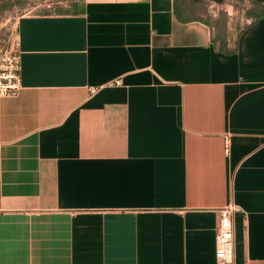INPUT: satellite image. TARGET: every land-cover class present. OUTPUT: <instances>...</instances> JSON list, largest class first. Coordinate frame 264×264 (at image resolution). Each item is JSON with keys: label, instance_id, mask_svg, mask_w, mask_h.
Returning <instances> with one entry per match:
<instances>
[{"label": "crops", "instance_id": "obj_1", "mask_svg": "<svg viewBox=\"0 0 264 264\" xmlns=\"http://www.w3.org/2000/svg\"><path fill=\"white\" fill-rule=\"evenodd\" d=\"M0 1V264H264V0Z\"/></svg>", "mask_w": 264, "mask_h": 264}, {"label": "built area", "instance_id": "obj_2", "mask_svg": "<svg viewBox=\"0 0 264 264\" xmlns=\"http://www.w3.org/2000/svg\"><path fill=\"white\" fill-rule=\"evenodd\" d=\"M0 55V97L17 96L21 90V54L17 42L10 48L3 49ZM117 84L121 80L116 81ZM95 91V89H93ZM239 210L234 203H228L218 209L220 215L216 235V257L218 264H234L235 229L234 216Z\"/></svg>", "mask_w": 264, "mask_h": 264}, {"label": "rangeland", "instance_id": "obj_3", "mask_svg": "<svg viewBox=\"0 0 264 264\" xmlns=\"http://www.w3.org/2000/svg\"><path fill=\"white\" fill-rule=\"evenodd\" d=\"M228 3L232 4L233 8L224 6L223 9L227 13H231L229 15L235 20L237 15H240L245 8V3L242 0H230ZM4 4L6 3L0 1V55L3 49L10 48L17 42L16 22L21 14L28 12L30 9V7L24 9L13 4L5 7Z\"/></svg>", "mask_w": 264, "mask_h": 264}, {"label": "water", "instance_id": "obj_4", "mask_svg": "<svg viewBox=\"0 0 264 264\" xmlns=\"http://www.w3.org/2000/svg\"><path fill=\"white\" fill-rule=\"evenodd\" d=\"M216 2H218V3H222L223 2V0H215Z\"/></svg>", "mask_w": 264, "mask_h": 264}]
</instances>
